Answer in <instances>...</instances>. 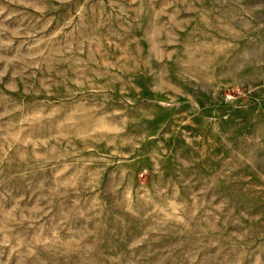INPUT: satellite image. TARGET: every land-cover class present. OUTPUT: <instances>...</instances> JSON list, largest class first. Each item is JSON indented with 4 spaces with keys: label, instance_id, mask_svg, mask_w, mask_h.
<instances>
[{
    "label": "rangeland",
    "instance_id": "1",
    "mask_svg": "<svg viewBox=\"0 0 264 264\" xmlns=\"http://www.w3.org/2000/svg\"><path fill=\"white\" fill-rule=\"evenodd\" d=\"M0 264H264V0H0Z\"/></svg>",
    "mask_w": 264,
    "mask_h": 264
}]
</instances>
